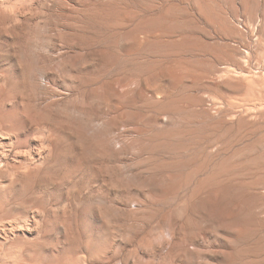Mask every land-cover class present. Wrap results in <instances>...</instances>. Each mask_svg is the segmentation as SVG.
<instances>
[{"label": "rangeland", "instance_id": "rangeland-1", "mask_svg": "<svg viewBox=\"0 0 264 264\" xmlns=\"http://www.w3.org/2000/svg\"><path fill=\"white\" fill-rule=\"evenodd\" d=\"M0 264H264V0H0Z\"/></svg>", "mask_w": 264, "mask_h": 264}, {"label": "bare ground", "instance_id": "bare-ground-1", "mask_svg": "<svg viewBox=\"0 0 264 264\" xmlns=\"http://www.w3.org/2000/svg\"><path fill=\"white\" fill-rule=\"evenodd\" d=\"M252 34V33H251ZM35 74V73H34ZM125 85V84H124ZM41 94V93H40ZM171 102V101H170ZM168 103V102H167ZM170 104V103H169ZM166 106H167V104H166ZM249 106V105H248ZM261 106V105H260ZM65 112H66V110H65ZM73 114V113H72ZM65 115V114H64ZM157 118H159V117H157ZM91 133V132H90ZM104 136V135H103ZM105 137V136H104ZM94 138V137H93ZM96 139V138H95ZM89 140V139H88ZM121 165H123V164H121ZM121 168V167H120ZM122 168H124L123 166H122ZM234 168V167H233ZM229 170V169H228ZM119 178V177H118ZM63 205H65V204H63ZM261 218V217H260ZM36 219V218H35ZM21 228V227H20ZM167 228V227H166ZM11 250V249H10ZM19 250V249H18ZM16 253H19V252H16ZM11 256V255H10ZM15 257H16V255H15ZM14 257V258H15ZM6 258V257H5ZM13 258V259H14ZM10 259V258H9ZM6 260V259H5ZM10 261V260H9ZM12 261V260H11ZM15 261V260H14Z\"/></svg>", "mask_w": 264, "mask_h": 264}]
</instances>
